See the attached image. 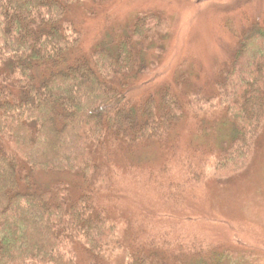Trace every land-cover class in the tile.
<instances>
[{"label":"trees","instance_id":"16d2710c","mask_svg":"<svg viewBox=\"0 0 264 264\" xmlns=\"http://www.w3.org/2000/svg\"><path fill=\"white\" fill-rule=\"evenodd\" d=\"M77 1L0 0V264H79L81 251L84 264H98L117 240L93 201L108 178L105 155L166 138L182 113L169 89L156 110L153 97L129 96L123 76L139 70L150 22L136 19L115 49L83 56L68 19ZM219 78L236 131L210 167L217 180L245 167L264 122L263 26L248 28ZM37 172L77 174L84 189L74 197L66 186L43 189ZM140 254L127 264H152ZM196 255L188 264L223 262L217 252Z\"/></svg>","mask_w":264,"mask_h":264},{"label":"rangeland","instance_id":"374dc122","mask_svg":"<svg viewBox=\"0 0 264 264\" xmlns=\"http://www.w3.org/2000/svg\"><path fill=\"white\" fill-rule=\"evenodd\" d=\"M139 18L151 31L139 70L123 76L129 96L134 104L153 97L156 110L169 89L182 113L166 138L105 155L108 178L93 201L117 240L98 264H127L143 252L152 264H188L199 252L219 253L221 264H264V122L241 171L217 180L210 168L236 131L219 76L248 28L264 27V0H78L68 14L83 56L115 49ZM33 180L66 186L73 197L84 189L77 174L37 172ZM76 259L84 264L85 254Z\"/></svg>","mask_w":264,"mask_h":264}]
</instances>
